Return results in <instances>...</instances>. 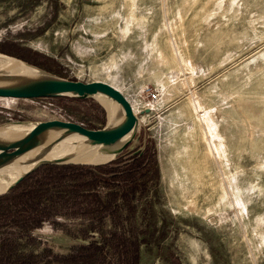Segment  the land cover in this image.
I'll return each instance as SVG.
<instances>
[{"label": "rangeland", "instance_id": "rangeland-1", "mask_svg": "<svg viewBox=\"0 0 264 264\" xmlns=\"http://www.w3.org/2000/svg\"><path fill=\"white\" fill-rule=\"evenodd\" d=\"M0 53L118 89L141 120L133 151L155 163L142 192L108 209L86 191L43 198L31 228L39 209L4 208L0 264H127L124 239L139 264H264V0H0ZM98 100L0 98V124L101 128ZM88 244L91 259H66Z\"/></svg>", "mask_w": 264, "mask_h": 264}, {"label": "water", "instance_id": "water-1", "mask_svg": "<svg viewBox=\"0 0 264 264\" xmlns=\"http://www.w3.org/2000/svg\"><path fill=\"white\" fill-rule=\"evenodd\" d=\"M0 98L86 101L105 99L107 122L101 128H86L76 122L51 119L16 120L0 124V171H17L7 193L44 166L77 164L74 161L97 147L109 161L138 153L141 120L129 101L115 87L102 82L67 79L19 58L0 53ZM148 113L149 109H144ZM91 165V164H84ZM3 193V194H4Z\"/></svg>", "mask_w": 264, "mask_h": 264}, {"label": "trees", "instance_id": "trees-1", "mask_svg": "<svg viewBox=\"0 0 264 264\" xmlns=\"http://www.w3.org/2000/svg\"><path fill=\"white\" fill-rule=\"evenodd\" d=\"M6 53L22 59V55L18 50L14 53L8 51ZM154 166V158L149 150L132 154L126 158L121 156L106 165L44 166L25 178L14 189L0 196V217H8L4 216L3 210L9 206L14 208L27 207V209L32 208V210L39 209V212H37L39 215L37 214L36 220L34 221L32 218L29 220L31 228H34L39 226L44 219V215H42L39 208L41 199H60L69 193L79 194L81 191H86L85 197H91V200L103 209H108L114 201L120 199L121 201L129 202V199L134 198L138 192H142L145 188L146 176ZM41 170L43 172L40 173V179L35 183L29 184ZM65 181L75 183L76 188H67L66 184H64L66 183ZM100 186L108 190L105 201L93 193L95 187L98 188ZM118 189L119 191H117ZM20 221L21 225H25V220ZM18 222L19 220L13 221L12 225L17 226ZM121 243L126 248L127 264H139V244L128 242L125 239ZM73 250L66 259L76 262L91 259L96 248L92 244H88L74 246ZM60 259H62L61 263H67L63 261L65 260L64 258Z\"/></svg>", "mask_w": 264, "mask_h": 264}, {"label": "bare ground", "instance_id": "bare-ground-1", "mask_svg": "<svg viewBox=\"0 0 264 264\" xmlns=\"http://www.w3.org/2000/svg\"><path fill=\"white\" fill-rule=\"evenodd\" d=\"M0 62H1V66H6L8 64L7 61H3V60H0ZM99 100H100V102H102V104L104 106L107 107V109L109 111V104H108L107 100L102 99V98ZM202 119L206 125H209V123L211 122L207 113L203 114ZM208 128H209L211 140L214 141V139L217 137V134H216L214 128L212 129L210 126H208ZM215 149H217V151H218L217 147ZM96 150H97V147H95L91 151L87 152L86 154L81 155L74 162L77 163V165L78 164L94 165V164H103V163L110 160V156L99 155V154H97ZM17 175H18L17 171H12V170L0 171V194L4 193L7 186L17 177ZM237 200H239V199H237Z\"/></svg>", "mask_w": 264, "mask_h": 264}, {"label": "built area", "instance_id": "built-area-1", "mask_svg": "<svg viewBox=\"0 0 264 264\" xmlns=\"http://www.w3.org/2000/svg\"><path fill=\"white\" fill-rule=\"evenodd\" d=\"M148 100L152 103L157 102L159 100V94L155 91H148Z\"/></svg>", "mask_w": 264, "mask_h": 264}, {"label": "crops", "instance_id": "crops-1", "mask_svg": "<svg viewBox=\"0 0 264 264\" xmlns=\"http://www.w3.org/2000/svg\"><path fill=\"white\" fill-rule=\"evenodd\" d=\"M198 107V106H197Z\"/></svg>", "mask_w": 264, "mask_h": 264}]
</instances>
